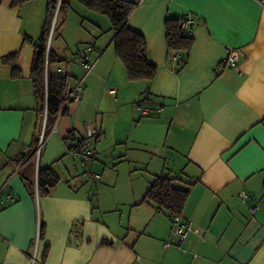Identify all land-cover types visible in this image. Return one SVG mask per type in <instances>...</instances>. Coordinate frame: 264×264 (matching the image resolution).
Instances as JSON below:
<instances>
[{"label":"crops","instance_id":"crops-1","mask_svg":"<svg viewBox=\"0 0 264 264\" xmlns=\"http://www.w3.org/2000/svg\"><path fill=\"white\" fill-rule=\"evenodd\" d=\"M11 2L0 4V264H264V0H138L127 23L156 66L149 82L128 81L96 13L65 17L50 47L64 62L47 72L67 75L69 85L82 80L84 90L37 160L31 148L46 107L33 94L30 38L41 33L46 0ZM168 18L193 20L179 70L165 42ZM229 51L239 55L234 67L224 64ZM12 54L17 76L4 61ZM100 145L109 164L94 155ZM78 159L99 172L90 175L95 186ZM46 167L59 183L39 195ZM157 176L189 189L181 215L192 231L180 247L163 246L167 212L141 203Z\"/></svg>","mask_w":264,"mask_h":264},{"label":"trees","instance_id":"trees-1","mask_svg":"<svg viewBox=\"0 0 264 264\" xmlns=\"http://www.w3.org/2000/svg\"><path fill=\"white\" fill-rule=\"evenodd\" d=\"M29 0H12L11 6L17 7ZM87 9L108 17L110 30L112 32V44L116 58L123 65L126 77L130 82L151 81L156 75V66L151 64L147 56L145 38L128 26V18L136 8L138 0H77ZM1 4V0H0ZM59 4V5H58ZM69 0H46L45 19L41 33L35 40L30 38L33 46V57L30 67V78L33 84V94L36 97L41 109L46 107V122L44 137L52 130L58 116L67 115V109L62 110L63 93L68 84L67 75H52L47 72L50 65L62 64V59L50 47L48 37L50 34L53 19L57 11V21L61 15V22H64ZM186 18H168L165 20V42L171 64L174 69L179 70L186 63L187 54L193 46V38L187 33L190 24L182 27ZM57 24L52 34H57ZM60 38V34H57ZM173 53L179 56L173 59ZM181 54V55H180ZM183 56V57H182ZM18 54L4 57V61L13 65V76L19 71L15 66ZM264 123V119L262 120ZM70 137V136H69ZM37 139L34 141L36 143ZM33 143V144H34ZM83 144L80 142L71 149H80ZM72 149V150H73ZM33 151V150H32ZM21 161V158L19 159ZM176 177L157 176L147 189L142 202L153 205L156 210L167 212L169 219L182 213L189 196V189L175 185ZM59 183V176L51 167L39 168L37 173V191L39 195H48L50 189ZM41 236V232H40ZM47 249L44 256L46 257ZM44 257V258H45Z\"/></svg>","mask_w":264,"mask_h":264},{"label":"built area","instance_id":"built-area-1","mask_svg":"<svg viewBox=\"0 0 264 264\" xmlns=\"http://www.w3.org/2000/svg\"><path fill=\"white\" fill-rule=\"evenodd\" d=\"M192 23H193V20L187 19V20L182 22L181 26L187 27L189 24H192ZM178 56L179 55L177 53H173V59L174 60H176L178 58ZM238 59H239V55L236 51H229L228 56L224 61V64L228 65L230 67H234L237 65ZM82 66L86 70L89 71L92 67V63L86 61V59H85L82 61ZM61 72H65V69L61 68ZM83 83L84 82L81 80V81H76L73 85L67 84V87L63 93L62 110L67 109V107L70 104L80 101L82 92L84 90ZM110 92L114 93L115 91L111 90ZM155 110L160 111L161 108H156ZM142 112L144 115H149L150 109L149 108H143ZM59 118H60V115L58 116V119ZM45 122H46V108H45L44 114L41 118V125H40V129H39L40 130V136L37 139L36 143L31 148V150H34L33 156L36 158V160L39 157L41 147H42L44 140H45V137H44ZM41 129H42V131H41ZM53 129H54V126H53L52 130ZM42 132H43V134H42ZM28 153H29V149H23L22 150V154H21L22 159L19 163L20 165L18 168H20L23 165L25 159L27 158L26 156ZM71 154L73 157L78 156V153H76V151H73ZM79 156L82 158V160L88 159V153H86V152L81 153ZM89 175H91V178H95V179L100 178V175H97V174L89 173ZM240 197H241L242 203H245L247 198H248L245 193H241ZM251 211H253V210H251ZM170 221H171V225H172L171 231H170L171 240L167 243H164L163 246L165 248L168 246L180 247L187 240L189 233L192 231L191 226H190L189 222H187L182 217L181 214L171 217ZM37 239H38V235H37Z\"/></svg>","mask_w":264,"mask_h":264},{"label":"rangeland","instance_id":"rangeland-1","mask_svg":"<svg viewBox=\"0 0 264 264\" xmlns=\"http://www.w3.org/2000/svg\"><path fill=\"white\" fill-rule=\"evenodd\" d=\"M72 3H74V4H78V5H72ZM59 5V4H58ZM69 8H68V10H67V14H66V16L65 17H67L68 16V18H69V20L68 21H70V20H75L76 19V17L79 15H83V13L81 12V10L82 11H86V13H87V11H89V10H87V8L85 7V6H83L82 4H80L77 0H69ZM91 11V10H90ZM92 13V12H91ZM93 13H96V12H93ZM94 15H96L97 17H100V19H102V21H101V24L103 25V26H106V27H108V29H109V31H107V33L109 32H111V30H110V22H109V19H108V17L107 16H105V15H101V14H98V13H96V14H94ZM56 18H57V11H56V13H55V18H54V20H53V23H52V26H51V30H50V34H49V37H48V47H52V46H57L58 45V43H59V38H57L58 36H57V34H60V32H61V30H62V26H63V22L60 24V22H61V18H62V16L60 15L59 16V18H58V22H56ZM77 20V19H76ZM80 20V19H79ZM55 23L57 24V34H55L54 35V38L52 39V34H53V30H54V27H55ZM85 25L87 26L88 24H87V22L85 23ZM107 33H105L104 35H107ZM72 46V48L75 46V44L74 45H71ZM66 54H68V50H66ZM63 64V63H62ZM54 65H56V64H54ZM50 67V69L52 70L53 69V67H51V65L49 66ZM48 67V68H49ZM61 68H64L63 66L61 67ZM49 70V69H48ZM140 107V106H139ZM141 109L143 108V107H140ZM150 111H151V109H150ZM150 115V114H149ZM148 115V116H149ZM41 131H42V129H41ZM37 139L39 138V136H40V130H39V125H38V127H37ZM42 134H43V132H42ZM102 150H103V146L102 145H100V147L97 149V152H96V154H94V155H96V156H100V158H102L103 160H105V164H107V160H108V164L110 163V155H109V153H107V158H106V156L102 153ZM91 157L93 156V154H91L90 155ZM78 162H80V160L78 159L77 160V162L75 161V163H76V165H77V168L80 170V174H83V175H85V184H89V185H91V186H95V184H96V182L95 181H93V180H91V178H90V175H89V173H95V174H99V172H96V171H94L93 169H91V171H89V170H86V168H84L80 163H78ZM101 165V167L104 169L105 168V166L103 165V164H100ZM110 167H112V164L110 165ZM124 167H126V166H124ZM100 185V184H99Z\"/></svg>","mask_w":264,"mask_h":264},{"label":"water","instance_id":"water-1","mask_svg":"<svg viewBox=\"0 0 264 264\" xmlns=\"http://www.w3.org/2000/svg\"><path fill=\"white\" fill-rule=\"evenodd\" d=\"M54 20V19H53ZM53 23V22H52ZM40 125H41V123L39 124V129H40Z\"/></svg>","mask_w":264,"mask_h":264}]
</instances>
